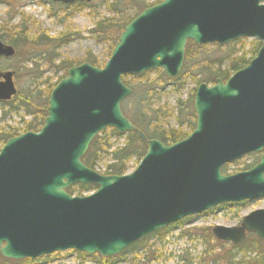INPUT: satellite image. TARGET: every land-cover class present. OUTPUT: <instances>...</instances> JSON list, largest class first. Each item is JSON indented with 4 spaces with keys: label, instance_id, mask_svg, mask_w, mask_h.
<instances>
[{
    "label": "water",
    "instance_id": "1",
    "mask_svg": "<svg viewBox=\"0 0 264 264\" xmlns=\"http://www.w3.org/2000/svg\"><path fill=\"white\" fill-rule=\"evenodd\" d=\"M62 3L93 0H51ZM240 37L262 45L226 81L201 83L195 93V129L166 145L147 139L124 114L133 93L122 76L162 68L177 76L188 40L226 44ZM16 48L0 38V58ZM15 70L0 69V100L18 92ZM106 127L138 130L148 148L134 171L106 175L82 157ZM264 150V0H162L142 10L121 33L103 67H70L48 100L39 131L14 136L0 149V253L35 259L75 249L103 257L182 218L225 203L264 198V153L249 170L222 166ZM76 183L98 185L72 195ZM215 237L234 244L248 233L264 241V208L235 226L215 225Z\"/></svg>",
    "mask_w": 264,
    "mask_h": 264
},
{
    "label": "trees",
    "instance_id": "2",
    "mask_svg": "<svg viewBox=\"0 0 264 264\" xmlns=\"http://www.w3.org/2000/svg\"><path fill=\"white\" fill-rule=\"evenodd\" d=\"M9 3V0H1ZM161 0L150 2L149 0H102L101 3L106 5L108 16H99L95 22L94 28L91 29V34L95 40L109 45V56L118 42L120 34L125 29V26L136 17L143 9L152 6ZM77 7L71 9V14L79 11L84 7L95 8L96 3L75 2L72 4ZM23 18L18 26L15 27V33L12 35H5L0 31V38L12 44L16 48L14 57L24 55L26 62L31 63V67L25 69L24 73L30 79L31 85L25 90H18L17 95L10 101H0V110L5 116L9 107L10 110L19 112L24 110V114L30 116L29 121H24L25 128L22 132L38 131L44 125L45 118L48 115V100L53 88L58 81L65 77L68 70L73 65H76L69 59H62L57 49L69 43L71 39L81 37L78 31H70L62 33L58 37H52L47 31L32 35L28 29L27 22ZM6 27H3L4 29ZM14 29V28H13ZM11 33V32H10ZM211 44L199 45L189 40L185 50V60L180 73L176 77H169L161 68H155L146 71L142 74H130L136 79H144L149 77V74L157 73V78L153 81L144 80L137 83V85L130 86L126 80L128 75H123L122 80L133 89L131 96L127 97L122 102V109L124 114L132 120L136 127L142 130L148 139L156 138L164 144H172L186 136H188L196 127L197 115L194 110V97L196 88L202 82L216 83L218 78L226 81L233 73L247 66L250 61L257 55L262 43L260 40L252 41L246 44L245 39L239 38L225 45L214 44L215 47L226 50L227 52L218 59L211 60L208 58H197L196 56H208L205 53L206 47ZM248 47V48H247ZM196 49L197 55L194 52ZM46 53L48 57L42 60L47 62L48 69H55V72L63 71V76L58 77L55 81L50 76L45 75V71L39 66L38 55ZM30 55V56H28ZM108 56V57H109ZM59 60V61H58ZM84 61H87L96 66H103L99 63V59L92 53L88 52ZM45 66V65H44ZM16 68V72L18 68ZM192 68H195L194 70ZM192 69V70H191ZM21 72H19L20 76ZM18 77V73H17ZM40 80V81H39ZM193 84L187 96H180L176 101L175 111H177L176 123L171 125L167 121V111L163 105L155 106L148 100L137 103L136 99L138 93L140 95L152 96L155 94L156 88H164L166 86L174 87L176 90H183L188 87V84ZM40 85L43 88H40ZM138 92V93H137ZM134 107H138L136 111ZM130 111L131 117L127 111ZM174 115V113H173ZM189 131V132H188ZM22 132L17 128L11 127L10 129L0 128V144L3 146L8 139L17 136ZM124 138L123 142H118ZM147 141L139 137L137 130L128 132H120L114 127H107L99 134H97L90 146L82 157V161L92 169H100L101 164L105 161L104 174L107 175H123L127 173L130 162L133 159L141 160L147 150ZM246 169L248 168L245 167ZM222 172L229 174L228 165L222 167ZM235 173V172H232ZM98 188L94 183L84 184L76 183L67 188V191L72 195H81L84 192H91ZM232 204H225L230 206ZM191 219L185 217L180 221L171 224L168 227L159 229L145 237L137 240L135 243L121 251L119 254L103 257L98 253L88 255L84 252H79V257L83 262L85 258L95 261L99 264H118L122 261L137 258L134 254L140 251L141 248L145 249L148 246V240L155 234H161L163 231L171 229L172 227H183ZM185 232V231H184ZM159 234V235H160ZM202 239L205 246L204 256L196 264H264V241L260 240L254 234H248L244 242L234 244L232 242L222 241L215 237L212 233V228L205 227L202 229ZM231 245V247L227 246ZM229 248V249H227ZM237 250V252H235ZM132 255V258L129 256ZM154 256V255H152ZM44 259L50 258V255L43 256ZM151 257L149 261L155 259ZM186 264H193L192 258L186 259ZM35 260L30 258L23 259H10L0 253V264H34Z\"/></svg>",
    "mask_w": 264,
    "mask_h": 264
},
{
    "label": "rangeland",
    "instance_id": "3",
    "mask_svg": "<svg viewBox=\"0 0 264 264\" xmlns=\"http://www.w3.org/2000/svg\"><path fill=\"white\" fill-rule=\"evenodd\" d=\"M101 1L102 0H94V3L97 4L95 8L84 7L71 14V9H76L77 7L74 5L52 2L51 0H9V3L0 0V31L7 36L12 35V32L15 33L16 31L15 27L22 23L21 20H23V18H26L24 20L27 22L28 29L31 31L30 33H32V35L47 31L52 37H58L65 32L78 31L81 33V37L71 39L69 43L57 49L56 53H58L62 59H69L78 65L82 63L88 52H92L102 65L105 64L109 58V45L95 40L90 32L91 29L94 28L95 22L98 20L99 16L104 17L109 15L105 8L106 5L102 4ZM149 1L153 2L155 0ZM3 27L6 28L2 29ZM257 40L258 39L255 38L245 39L246 44H250V42ZM204 51L209 55L202 56V54H199L198 56L196 49L194 50L197 58L206 59L211 56V60L218 59L227 52L226 50L224 51L215 47L214 44L206 47ZM37 57L36 60H38L39 66L45 71V75L50 76L53 81L63 76V71L55 72L57 68L48 69L47 64H45L47 62L42 60L48 57L46 53H42ZM14 66L21 72L19 76V72L17 71V87L20 90L26 91L31 83L24 71L31 67V63L28 61L26 62L24 55L0 60V69L2 70H16ZM192 69L194 70L195 68ZM157 76V73H152L149 74V77L144 79H136L132 75H128L126 80L130 86H134L140 81H153ZM193 87L194 85L191 83L183 90H176L171 86H166L164 88L157 87L155 94L149 97L143 94L140 95L141 93L137 92L138 96L136 101L138 103V101L143 102V100H148L155 106L163 105L164 109L167 111V121H169L171 125H175L177 116V111H175L176 101L182 95L187 96ZM40 88H43V86L40 85ZM137 109L138 107L133 108L134 111ZM5 110L9 111L5 116L2 110H0V128L10 129L13 127L22 132L25 128L24 121H29L31 117L25 115L24 110L15 112L10 110L8 106L5 107ZM127 112L133 117L129 110ZM123 140L124 138L118 142H123ZM1 148L2 145L0 144V149ZM260 155L261 153L249 154L228 164V172H239L246 170L245 167L247 166L248 168L254 166ZM139 163V160L136 158L133 159L130 162L127 173L134 171ZM106 164L107 162L105 161L101 164L102 167L96 170L103 173ZM94 191L84 192L81 195H88ZM259 208H264V198L242 202L232 206L221 205L203 214L192 216L184 225L183 230L180 226L172 227L171 229L163 231L161 234L159 233L160 235L155 234L152 236L148 240V246L145 249L141 248L140 251L134 254L137 257L134 259V262L128 260L119 262L118 264H186L185 258H192V260H194L193 264H196L204 256L205 252L202 229L204 230L205 227L212 228L215 225H238L243 216ZM227 246L232 248L231 245L227 244ZM235 252H237V250H235ZM78 254L79 253L74 250L58 251L51 254L48 259H44L43 256L34 259V264H99L89 258H85L82 262ZM151 257L156 258L149 261ZM129 258H132V255H130Z\"/></svg>",
    "mask_w": 264,
    "mask_h": 264
},
{
    "label": "flooded vegetation",
    "instance_id": "4",
    "mask_svg": "<svg viewBox=\"0 0 264 264\" xmlns=\"http://www.w3.org/2000/svg\"><path fill=\"white\" fill-rule=\"evenodd\" d=\"M243 39H246V38H243ZM263 153H264V150H263L262 154H263ZM262 154H261V155H262ZM261 155H260V156H261ZM260 156H259V157H260ZM259 157H258V158H259Z\"/></svg>",
    "mask_w": 264,
    "mask_h": 264
}]
</instances>
